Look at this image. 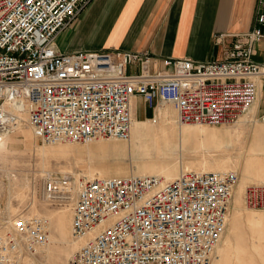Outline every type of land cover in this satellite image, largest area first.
Masks as SVG:
<instances>
[{
  "label": "built area",
  "instance_id": "built-area-1",
  "mask_svg": "<svg viewBox=\"0 0 264 264\" xmlns=\"http://www.w3.org/2000/svg\"><path fill=\"white\" fill-rule=\"evenodd\" d=\"M91 1L0 0V141L18 122L6 107L15 102L46 144L128 140L135 96L155 112L172 104L178 122L190 125H233L257 104L264 62L253 54L264 37V0L258 25L237 34L222 59L207 61L120 48L62 51L58 36ZM258 118L264 122V112ZM239 179L237 170H185L171 181L79 178L72 236L84 242L68 264H213ZM75 185L72 173L41 176L42 196L62 206ZM247 202L264 209V184L247 187ZM49 226L42 214L2 221L0 264L36 256Z\"/></svg>",
  "mask_w": 264,
  "mask_h": 264
},
{
  "label": "rangeland",
  "instance_id": "rangeland-1",
  "mask_svg": "<svg viewBox=\"0 0 264 264\" xmlns=\"http://www.w3.org/2000/svg\"><path fill=\"white\" fill-rule=\"evenodd\" d=\"M256 108L257 104L236 124L228 126H204L207 129H215L219 131L221 136H228L229 138L228 147L224 146L222 149L215 148L217 145L216 141L213 142L215 145L212 144L211 151L209 152L201 150L199 152L198 149L196 150V152H199L198 155L201 158L204 157L203 159H206V167L211 168L222 165L224 161L220 158L230 153L234 157L233 162L230 163V166L232 165V169L230 168V170L238 168L237 171H240V179L244 177L241 170L242 164H245V162L249 163L251 159H256V167L260 169V174H264V152L261 151L258 156H253L246 149V146L248 147L252 144L253 130L255 128H264V122L257 117ZM147 109L146 106H142L139 108V111L144 116L147 114L153 118L158 116L156 114L154 117V114L158 112L157 110L155 112L150 108L149 110ZM24 119L28 121L27 114H24ZM151 124L153 125L152 131L154 130V132L160 135L161 126L159 123L153 122ZM27 125L29 126L28 123ZM29 130L32 140L26 138L22 134V130L19 129L0 142V229L2 221H7L20 214L50 216L52 218L51 244L36 256L26 258L23 264H68V260L77 250L78 246L75 245L76 242H74L72 233L68 237L60 236L57 218L62 212L67 211L71 214L72 223V206L66 207L65 205L62 206L45 200L42 196L41 186V176L43 173L46 171L62 173L59 171L62 170L65 173H72L74 176L76 174L79 178H85L86 173L82 170L85 166L92 165L98 169L103 164L121 165L124 163L123 165L126 168L133 169L137 163H140L141 159L131 154L125 156L117 154L115 149L110 146L116 140L106 139L94 143L75 144L62 142L50 145L39 140L31 127ZM215 136L217 139L219 138L218 135L215 134ZM80 149H83V151L86 149L84 155H79L78 151ZM248 165L250 166V164ZM248 173H250L252 181H248L249 183H247L243 192L242 201H236L237 194H235L228 226L218 244L213 264H264V209L254 208L248 204L246 189L250 185L264 183L256 180V175H251V171ZM101 177L106 176L101 173ZM15 178L21 180H15ZM87 178L89 177L87 176ZM237 190L238 185L236 193Z\"/></svg>",
  "mask_w": 264,
  "mask_h": 264
},
{
  "label": "crops",
  "instance_id": "crops-1",
  "mask_svg": "<svg viewBox=\"0 0 264 264\" xmlns=\"http://www.w3.org/2000/svg\"><path fill=\"white\" fill-rule=\"evenodd\" d=\"M259 9L260 0H92L58 36V46L62 51H146L158 60L222 59L237 34L258 25ZM253 59L264 62V37L256 43ZM134 101L135 106L145 103L139 96ZM263 112L261 78L256 114Z\"/></svg>",
  "mask_w": 264,
  "mask_h": 264
},
{
  "label": "bare ground",
  "instance_id": "bare-ground-1",
  "mask_svg": "<svg viewBox=\"0 0 264 264\" xmlns=\"http://www.w3.org/2000/svg\"><path fill=\"white\" fill-rule=\"evenodd\" d=\"M132 105L134 108V116L132 119L130 138L128 140L112 139L116 141H113V143L110 146H112V148L115 149L117 154L124 155V156L131 154L134 157H138L139 159H141L140 163H137L135 168L133 169L126 168V166L123 165L124 163L121 165L120 164H110V165L103 164L102 167L98 169L95 166L88 165V166H85L84 169H82L86 173L85 179H93L95 177H101V173H102V174H105L106 177L127 176V175H155V176L161 177L164 181H171L177 178L180 175V173L185 171L186 169L196 170V171H227V170H230V168L232 169L231 167L232 165L230 166V163L233 162L234 157L230 153L223 155L220 158L224 161L222 165L217 166V167H211V168L206 167L207 166L205 165L206 159H203L204 157L201 158V156L198 155L200 150L206 151V152L211 151L212 144L213 142H216V141H217V145L215 146V148L222 149L224 148V146L228 147L229 146L228 136L223 137L220 135L219 131H216L215 129H207L206 127L208 126L206 125H190V124L179 123L178 113L174 109L173 105L170 103H165L163 105L158 106L156 109L158 111L156 113L158 114V116H156L155 118L150 117L149 114H147L146 116L141 114V112L139 111V108L144 106L142 105V103L138 102L135 106V101L133 100ZM6 107L10 112L18 116V122L16 126L14 127V129L10 131L9 133H7L3 139H6L7 137H9V135L21 129L22 134L26 138H30L32 140L31 132L30 130L28 131V129L31 127L33 130V127L30 124L29 119L28 121H25L24 119V114H27L28 116V112L24 104L15 102L14 104L13 103L7 104ZM252 108L250 109V111L252 110ZM147 110H149V108ZM153 122H158L159 125L161 126L160 135L154 132V130L152 131L153 125L151 123ZM27 123L29 124L30 127L27 125ZM223 126H228V125H223ZM215 134L218 135L219 141L217 137L215 136ZM253 135L254 136H253L252 144L248 147L246 146V149L253 156L255 155L258 156L261 151L264 152V128H261V129L255 128L253 130ZM101 140H106V139L101 138V139H98V140H95L89 143H94V142H98ZM108 140H111V139H108ZM58 143H62V142H58ZM53 144H57V143H53ZM53 144H50V145H53ZM71 144H75V143H71ZM1 146H2V143H1ZM76 148L75 150H77ZM197 149L199 150V152H196ZM84 150L86 151V149ZM85 151H83V149H80L78 153L81 156L85 154ZM256 162H257L256 159H251L249 163L245 162V164H242L241 166V170L243 172L244 177L242 179H239L240 182H238L239 184H237L238 185L237 193L235 191V194H237L236 198L234 195L235 200L238 202L242 201L243 199V192H244V189L247 183H249L248 181L250 180L252 181V177H250V173H248L249 171H251V175H256L257 177L256 180L258 181L260 180L259 182L264 183V174H260V169L256 167ZM248 164H250V166ZM237 169L238 168H236V170ZM59 171L62 173H65V171H62V170H59ZM238 172L240 171L238 170ZM87 176L89 178H87ZM75 177H76V185H75V189L72 191L73 196L70 202H68L65 205L66 207L70 205L72 206L74 197L79 188V183H80L79 176L75 174ZM15 180H21V179L15 178ZM27 184L29 185L28 179H27ZM233 202H234V199H233ZM71 211H72V207H71ZM229 216H228V222H229ZM46 217H48L50 220V226H49L50 227V231H49L50 239H49L48 245L42 248L40 252L43 249L47 248L51 244V241H52V218L50 216H46ZM57 225H58V231L61 237L70 236L69 234L72 233L71 214L68 213L67 211L62 212L57 218ZM227 226H228V223H227ZM73 239L75 240L74 241L76 242L75 245H77L78 248L84 242V240L82 239L81 240H77L75 238Z\"/></svg>",
  "mask_w": 264,
  "mask_h": 264
}]
</instances>
